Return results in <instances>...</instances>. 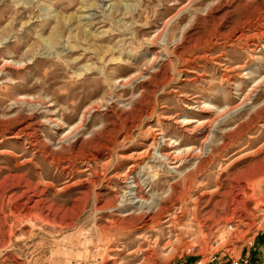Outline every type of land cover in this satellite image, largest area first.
<instances>
[{
	"label": "rangeland",
	"instance_id": "obj_1",
	"mask_svg": "<svg viewBox=\"0 0 264 264\" xmlns=\"http://www.w3.org/2000/svg\"><path fill=\"white\" fill-rule=\"evenodd\" d=\"M263 158L264 0H0V264L238 258Z\"/></svg>",
	"mask_w": 264,
	"mask_h": 264
},
{
	"label": "built area",
	"instance_id": "obj_2",
	"mask_svg": "<svg viewBox=\"0 0 264 264\" xmlns=\"http://www.w3.org/2000/svg\"><path fill=\"white\" fill-rule=\"evenodd\" d=\"M228 229H234V223L228 224ZM221 240H214L213 250L205 257H199L187 264H264V238L256 243L255 239L248 241L243 254L238 258H225L224 252L219 248ZM102 258H95L87 264H98Z\"/></svg>",
	"mask_w": 264,
	"mask_h": 264
},
{
	"label": "bare ground",
	"instance_id": "obj_3",
	"mask_svg": "<svg viewBox=\"0 0 264 264\" xmlns=\"http://www.w3.org/2000/svg\"><path fill=\"white\" fill-rule=\"evenodd\" d=\"M248 176H260L264 175V158L262 159L261 162L254 164V166L251 168L250 172L248 171Z\"/></svg>",
	"mask_w": 264,
	"mask_h": 264
}]
</instances>
